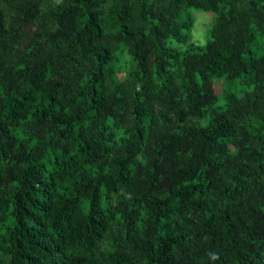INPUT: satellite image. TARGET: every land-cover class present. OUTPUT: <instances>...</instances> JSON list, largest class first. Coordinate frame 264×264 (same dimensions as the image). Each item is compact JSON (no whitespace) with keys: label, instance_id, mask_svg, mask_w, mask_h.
Masks as SVG:
<instances>
[{"label":"trees","instance_id":"trees-1","mask_svg":"<svg viewBox=\"0 0 264 264\" xmlns=\"http://www.w3.org/2000/svg\"><path fill=\"white\" fill-rule=\"evenodd\" d=\"M0 264H264V0H0Z\"/></svg>","mask_w":264,"mask_h":264},{"label":"rangeland","instance_id":"rangeland-1","mask_svg":"<svg viewBox=\"0 0 264 264\" xmlns=\"http://www.w3.org/2000/svg\"><path fill=\"white\" fill-rule=\"evenodd\" d=\"M52 1L57 3L60 0ZM189 12L193 19L192 26L189 30L190 42L196 45H203L206 40L207 29L211 26L214 15L210 12H202L198 10H190ZM166 46L177 50H183L185 48L184 45L175 44L170 39L166 41ZM113 78L118 80L120 75L116 74L113 76ZM232 90L236 95L239 96L241 94L240 92L242 91V87L238 84V82H235ZM199 124H202V122L200 121Z\"/></svg>","mask_w":264,"mask_h":264}]
</instances>
